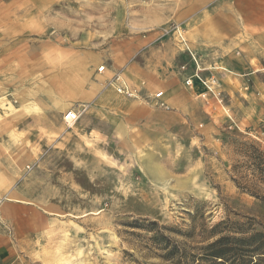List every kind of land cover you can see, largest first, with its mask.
Wrapping results in <instances>:
<instances>
[{"label": "rangeland", "instance_id": "374dc122", "mask_svg": "<svg viewBox=\"0 0 264 264\" xmlns=\"http://www.w3.org/2000/svg\"><path fill=\"white\" fill-rule=\"evenodd\" d=\"M70 1L75 29L68 42L92 47L110 77L138 87L140 96L126 98L107 84L119 96L110 111L119 118L100 120L89 113L92 104L76 102L70 109L84 112L72 126L63 118L68 110L61 120L40 111L45 126L36 128L31 120L27 133L18 120L0 118V264H174L149 240L151 233L128 226L135 219L183 233L227 218L264 230V199L239 188L231 172L244 164L239 170L252 178L246 166L251 145L264 150V67L229 70L217 55L222 62L204 71L179 24L132 27L136 19L162 18L166 0ZM29 20L22 13L7 17L0 42L23 38L20 26ZM159 31L150 47L125 53ZM132 62L138 69L130 70ZM144 63L155 70L146 71ZM198 69L202 79L216 80L206 96ZM149 81H166L175 95L183 90L197 100L178 95L170 105L150 94ZM22 102L15 99L14 108Z\"/></svg>", "mask_w": 264, "mask_h": 264}, {"label": "crops", "instance_id": "0c3cea01", "mask_svg": "<svg viewBox=\"0 0 264 264\" xmlns=\"http://www.w3.org/2000/svg\"><path fill=\"white\" fill-rule=\"evenodd\" d=\"M80 1L85 5L102 3L97 0ZM72 2L0 1V29L7 17L22 13L25 17L29 14L30 18L20 26L24 31L23 38L0 42V118L18 120L25 133L31 120L36 128L45 126L46 120L40 111L54 112V117L61 120L63 112L72 108L76 102L92 104L89 113L100 120L119 118L111 114L113 112L110 113L111 107L116 106L120 99L112 88L106 87L107 79L111 76L108 66L101 65L103 60L92 47H78L73 39L71 43L68 42L75 29V16L71 15V10L69 14L68 10ZM22 7L36 9L22 10ZM164 7L166 14L162 18H152L153 21L136 19L137 25L132 27L142 31L154 27L150 23L179 24L178 28L184 30L189 47L200 55L204 71L214 69L222 59L229 70L237 72L264 67V0H166ZM160 33L146 34L127 48L125 53L134 55L143 51L145 47H150ZM27 34L32 37H27ZM63 38L66 44L62 43ZM217 55L222 59H217ZM133 63L130 64V70L138 69L139 64ZM100 67H105L106 71L100 73ZM143 67L147 68L146 71L155 70L151 63H144ZM76 71H81V76H77ZM158 85L162 86V99L170 105L178 95L189 96L182 89L175 95L166 81H149L150 94L159 92L155 88ZM45 87L50 88L44 90ZM189 97L197 100L192 93ZM15 99L24 102L14 108ZM23 108L34 114L23 117L22 112L13 113ZM3 256L11 262L16 260Z\"/></svg>", "mask_w": 264, "mask_h": 264}, {"label": "trees", "instance_id": "16d2710c", "mask_svg": "<svg viewBox=\"0 0 264 264\" xmlns=\"http://www.w3.org/2000/svg\"><path fill=\"white\" fill-rule=\"evenodd\" d=\"M251 159L246 162L249 170L255 174L239 170L244 164L236 165L232 170V179L236 185L264 199V150L251 145ZM227 218L209 225L201 222L183 233L173 226L160 225L158 221L135 219L128 223L132 228H143L151 233L149 240L164 252L163 257L174 264H264V230L257 229L253 224ZM166 230V234L165 231ZM171 232L186 236L188 241H179L172 237ZM199 238V240H195Z\"/></svg>", "mask_w": 264, "mask_h": 264}, {"label": "built area", "instance_id": "2783aa9c", "mask_svg": "<svg viewBox=\"0 0 264 264\" xmlns=\"http://www.w3.org/2000/svg\"><path fill=\"white\" fill-rule=\"evenodd\" d=\"M193 59L195 60L196 63H198V58L195 53L192 52ZM200 69V67H199ZM199 69L197 74L195 75L197 78L201 80V82L205 85L206 91L204 92V96L208 95L210 92L214 90V86L216 84V80L214 78L211 79H202V77L199 75ZM106 71L105 67H100L99 72L103 73ZM107 84L109 86H113L118 93H120L122 96L126 98H136L140 96V91L138 87L132 86L129 83H127L125 80L121 79L120 76H112L108 77L107 79ZM193 84V79L192 77L187 80V85L192 86ZM142 86L144 83L141 84ZM154 97L158 100H161L163 97V91H159L154 94ZM162 105L165 106V103L162 102ZM84 112L83 110L80 109H70L64 114V121L67 123L68 126H72L75 122H77L80 117L82 116Z\"/></svg>", "mask_w": 264, "mask_h": 264}, {"label": "bare ground", "instance_id": "6f19581e", "mask_svg": "<svg viewBox=\"0 0 264 264\" xmlns=\"http://www.w3.org/2000/svg\"><path fill=\"white\" fill-rule=\"evenodd\" d=\"M200 84V83H199Z\"/></svg>", "mask_w": 264, "mask_h": 264}]
</instances>
